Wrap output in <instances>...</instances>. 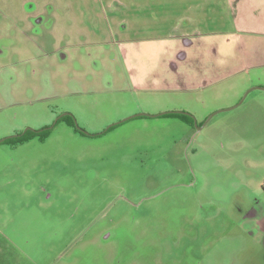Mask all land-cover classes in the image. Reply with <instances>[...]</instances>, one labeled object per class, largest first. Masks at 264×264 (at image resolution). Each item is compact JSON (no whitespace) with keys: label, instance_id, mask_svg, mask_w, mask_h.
Returning <instances> with one entry per match:
<instances>
[{"label":"rangeland","instance_id":"rangeland-1","mask_svg":"<svg viewBox=\"0 0 264 264\" xmlns=\"http://www.w3.org/2000/svg\"><path fill=\"white\" fill-rule=\"evenodd\" d=\"M132 8L0 0V140L63 113L87 133L60 121L0 142V264L230 261L222 234L264 183V90L244 96L264 67L246 70L234 33L247 34L223 5L171 41Z\"/></svg>","mask_w":264,"mask_h":264},{"label":"crops","instance_id":"crops-1","mask_svg":"<svg viewBox=\"0 0 264 264\" xmlns=\"http://www.w3.org/2000/svg\"><path fill=\"white\" fill-rule=\"evenodd\" d=\"M204 1L207 4H204ZM221 5L225 10L231 11V20L237 27L241 26L242 29H245L244 32L247 34L234 33L237 38L238 36L245 37L240 41L246 45L244 55L247 62H243L246 70L248 67L249 71L251 68L263 69L264 0H133L132 10L136 21L135 26L137 24L139 26L146 25L147 22L144 21L146 20L150 23L148 28L152 29V19L157 21L160 19L163 29L161 32L155 30L149 37L151 40L164 41L174 37L172 34L174 29L180 31L181 37L194 36L195 29H198L195 25L204 22L206 17L207 21H214V11ZM144 8H147L148 12L143 10ZM142 10L143 13H141ZM205 12H207V16ZM125 19L122 17L119 21L123 22ZM191 26L193 30L189 31ZM256 36L259 37L247 40V38ZM213 62H215V58H213ZM232 71L239 72L235 66ZM261 73L263 76L264 72ZM192 80L194 79L191 78L188 81ZM259 191V195L252 197L247 204L241 203L243 205L242 213L232 231H224L222 234L231 242L230 261L226 264H264V183Z\"/></svg>","mask_w":264,"mask_h":264},{"label":"trees","instance_id":"trees-1","mask_svg":"<svg viewBox=\"0 0 264 264\" xmlns=\"http://www.w3.org/2000/svg\"><path fill=\"white\" fill-rule=\"evenodd\" d=\"M164 116H172V117H178L180 118L182 121L188 123V124H193V118L191 116H189L187 113L185 112H169V113H164ZM64 120H66L67 124L74 127V122L75 119L72 115H67L65 118H63ZM113 127V126H111ZM110 129V128H109ZM49 132L47 129H44L40 132L39 136H40V140H43L44 138H46V136H48ZM37 134L35 133H31V136H36ZM27 139H24V137H20V138H9L8 140H6V142L13 144V145H17V144H21L23 142H26Z\"/></svg>","mask_w":264,"mask_h":264},{"label":"flooded vegetation","instance_id":"flooded-vegetation-1","mask_svg":"<svg viewBox=\"0 0 264 264\" xmlns=\"http://www.w3.org/2000/svg\"><path fill=\"white\" fill-rule=\"evenodd\" d=\"M67 115H68V113H67V114H63V115H61L60 117H58L57 120L54 122V124L51 125V126H48V127H42L41 129H38V130L31 129V128H26V129H24L23 131L18 132V133L15 134V135H12V136H8V137L3 138V139L1 140V142H3V141L6 142V140H8L9 138H20V137H24V139H27L26 142H28V141H30V140H32V139H34V138H37V139L40 140V136H39V134H40V132H41L42 130L47 129L48 132H50V129H51V128H52L57 122H60V121H64V122L67 124L66 120L63 119V118H65ZM67 125H68V124H67ZM114 125H115V124H114ZM68 126H70V125H68ZM111 126H113V125H111ZM111 126H110V127H111ZM71 127H72V126H71ZM110 127H108V128H110ZM73 129H74L76 132H79L80 134L87 135V133H86L84 130H82V129H80V128L77 127L76 122H74V127H73ZM31 133H35V134H37V135L32 137V136H31ZM44 139H45V138H44ZM44 139H43V140H44Z\"/></svg>","mask_w":264,"mask_h":264},{"label":"water","instance_id":"water-1","mask_svg":"<svg viewBox=\"0 0 264 264\" xmlns=\"http://www.w3.org/2000/svg\"><path fill=\"white\" fill-rule=\"evenodd\" d=\"M253 89H262V90H264V87H252V88H250L248 91H246V93L244 94V96H246L247 95V93L248 92H250L251 90H253ZM169 112H178L179 113V111H169ZM169 112H162V113H159V115H161V114H164V113H169ZM63 114H67V113H63ZM62 114V115H63ZM144 116V115H146V114H143V113H140V114H136V115H133V116ZM133 116H131V117H133ZM131 117H128V118H131ZM128 118H126V119H128ZM126 119H124V120H126ZM116 124V123H115ZM112 125H114V124H112ZM111 126V125H110ZM2 140V139H1ZM1 140H0V142H1Z\"/></svg>","mask_w":264,"mask_h":264}]
</instances>
